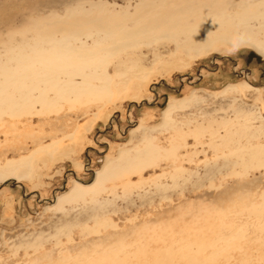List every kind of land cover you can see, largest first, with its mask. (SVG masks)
Here are the masks:
<instances>
[{
	"label": "rangeland",
	"instance_id": "374dc122",
	"mask_svg": "<svg viewBox=\"0 0 264 264\" xmlns=\"http://www.w3.org/2000/svg\"><path fill=\"white\" fill-rule=\"evenodd\" d=\"M73 1L0 0L2 41L26 32L25 17H61ZM100 2L122 6L125 0ZM250 26L256 41H264L263 28ZM190 63L168 72L153 66L155 74L136 91L139 100L62 103L50 116L7 126L1 161L57 143L51 157L34 158L27 180L0 183V264H264V216L249 217L245 208L260 203L264 152L257 161L237 152L264 144V54L246 44ZM245 83L252 89H226ZM169 103L176 105L173 121L164 125ZM173 136L176 163L160 158L140 174L109 181L94 200L55 206L74 182L90 185L106 157L132 154L143 138L170 148Z\"/></svg>",
	"mask_w": 264,
	"mask_h": 264
},
{
	"label": "bare ground",
	"instance_id": "6f19581e",
	"mask_svg": "<svg viewBox=\"0 0 264 264\" xmlns=\"http://www.w3.org/2000/svg\"><path fill=\"white\" fill-rule=\"evenodd\" d=\"M65 9L61 17H25L28 28L19 39L10 33L13 20L9 19L6 31L10 37L2 41L0 35V134L5 138L11 134L8 125L10 129L32 115H49L62 103L95 102L103 107L127 95L139 100L136 91L155 74L153 66H161L162 72L183 70L201 56L227 52L236 34L246 35L247 44L264 54V41H256L248 30L254 23L264 30V0H125L122 6L75 0ZM169 46L174 50L169 51ZM144 47H152L150 54L142 51ZM226 89L240 92L252 86L245 83ZM173 105L169 103L163 113L164 125L173 121L169 117ZM4 118L12 121L7 123ZM173 141L174 136L171 147L163 149L153 139L143 138L142 147H135L132 154L127 151L119 152L117 158L106 157L90 185L74 182L67 194L56 199L55 206L93 199L107 189L109 181L140 174L160 158L176 163L179 148ZM55 143L40 144L25 156L0 160V183L29 178L34 158L40 154L51 157ZM5 144L0 143V149ZM237 152L257 161L264 144L238 147ZM241 160L242 165L243 157ZM261 165L264 159L258 161V167ZM131 185L126 180L124 187ZM260 195V203L245 207L249 217L259 220L264 216V191Z\"/></svg>",
	"mask_w": 264,
	"mask_h": 264
},
{
	"label": "clouds",
	"instance_id": "9594fccd",
	"mask_svg": "<svg viewBox=\"0 0 264 264\" xmlns=\"http://www.w3.org/2000/svg\"><path fill=\"white\" fill-rule=\"evenodd\" d=\"M248 42V38L244 34H236L232 40L230 41V45L227 51L231 53H235L239 51L243 46H245Z\"/></svg>",
	"mask_w": 264,
	"mask_h": 264
}]
</instances>
